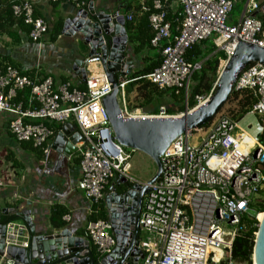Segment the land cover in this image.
<instances>
[{"label": "built area", "instance_id": "2783aa9c", "mask_svg": "<svg viewBox=\"0 0 264 264\" xmlns=\"http://www.w3.org/2000/svg\"><path fill=\"white\" fill-rule=\"evenodd\" d=\"M69 1L84 8L85 3L80 0ZM235 6L233 0H154V13L149 19L155 32L151 45L159 49L161 64L144 78L161 90H169L168 99L172 92L179 94L181 90H185L188 99L192 76L202 66L187 60L186 55L194 46L212 40L227 59L233 56L238 39L264 49V26L256 17L262 11L258 0H248L241 18L232 23ZM169 10L176 15L175 28L167 22ZM12 11L15 18H22L31 27L27 36L31 41L40 42L48 34L47 22L34 16L35 7L30 0H16ZM125 19L133 21L134 16L130 14ZM101 62V55L94 56L87 59L86 66ZM33 69L41 70L39 66ZM134 81L122 76L117 80L124 119L173 116L164 105L156 113L131 109L125 89ZM245 90H251L257 98L243 118H258V138L240 126L241 119L219 114L208 127L177 138L165 151L161 181L151 186L142 206L141 264H236L232 261V248L242 231L241 219L252 215L253 202L264 199V144L260 140L264 134V66L253 64L241 73L234 92ZM112 92L113 85L104 71L90 74L85 88L80 89L71 81L58 84L48 75L37 78L9 64L0 66V117L18 143L32 144L43 153V163H49L52 142L62 131L56 133L49 126L78 127L82 137L76 146L81 170L78 187L93 207L104 202L106 189L116 175L133 180L128 174L132 154L113 140L110 116L103 105ZM197 99L201 105L208 98ZM64 220L69 222L71 216L66 215ZM7 230L11 237L7 245L30 247L29 242L19 241L22 233L29 232L25 224L10 222ZM87 236L101 258L116 248L109 220L90 222ZM0 264L8 262L0 257ZM126 264H133V259Z\"/></svg>", "mask_w": 264, "mask_h": 264}, {"label": "water", "instance_id": "95a60500", "mask_svg": "<svg viewBox=\"0 0 264 264\" xmlns=\"http://www.w3.org/2000/svg\"><path fill=\"white\" fill-rule=\"evenodd\" d=\"M118 13L97 12L94 4L90 3L87 9L78 10L74 17L65 21L62 35H79L82 43L89 47L87 57L76 59L72 66V71L84 84L91 74L86 66L87 59L102 56L99 66L113 85L112 94L103 102L110 116L113 140L125 149L148 155L156 165V173L144 183L118 175L117 185L120 190L111 188L110 193L106 195L105 204L111 232L117 240L113 253L106 258L94 257L90 241L76 236L68 228L53 230L48 235L35 236L31 212L22 211L17 217L28 225L33 235L29 248L7 245V239L11 237L7 234V224L0 221V257L5 258L8 264H126L130 258L134 264H140L144 257L139 249L142 206L151 186L161 181V158L165 151L177 138L202 129L214 121L246 68L253 64L264 66V49L241 43L238 39L240 43L233 56L225 61L213 93L204 106L198 105L189 110L186 102L185 111L171 118L124 119L118 103L117 80L119 76L130 77L133 74L135 61L127 54L129 36L125 16H117ZM77 129L76 125L67 124L53 142V152L61 155L66 161L77 153L78 141H82L79 131L67 139ZM252 260L254 264H264V218L259 223Z\"/></svg>", "mask_w": 264, "mask_h": 264}, {"label": "crops", "instance_id": "0c3cea01", "mask_svg": "<svg viewBox=\"0 0 264 264\" xmlns=\"http://www.w3.org/2000/svg\"><path fill=\"white\" fill-rule=\"evenodd\" d=\"M30 1L34 3V16L47 22L49 26L48 34L42 41L35 43L27 38L25 33L17 31V26L9 28L5 32L1 30V66L6 64L15 65L14 67L27 73L29 72L32 77L37 75V78H41L48 75L53 77L58 84L71 81L75 87L85 88V84L72 71V66L76 59L87 57L89 47L82 43L79 35L68 37L61 33L58 38H54L56 26L60 22L65 24L67 19L74 17L76 12L82 8L69 0H62L60 3H51L48 0ZM151 1L154 0H91L89 2L94 4V9L97 12L106 11L109 14L119 12V15H124L125 17L132 14L135 19L134 23L138 26L141 22V17L147 12L144 9H148ZM247 1L238 0V5L243 6V12ZM258 2L263 11L264 0H258ZM5 7L6 5L1 3V15ZM134 32L137 33V30H134ZM18 41L20 43H17ZM128 48V53H134L135 47L133 45L129 43ZM157 52L158 50L153 47L146 48L142 52L145 53L142 57H148L150 53ZM36 66L40 67L41 70L39 72L37 71L38 69H33ZM89 71L91 75H99L103 72L102 67L99 65H91ZM254 128L257 131L258 121H256ZM244 129L248 132L246 128ZM77 131L79 129L76 132H72L67 139L69 140ZM80 142L78 141V143ZM76 154L73 155L71 160L66 161L61 155L52 152L49 163L45 164L43 163L45 160L44 155L39 158L36 152L23 149V145L18 143L8 131L3 117H0L1 222L2 216H17L22 211H30L31 219L34 223V235H48L57 229L51 225V211L55 205H63L69 211L67 215L71 216V220L67 222L65 228L70 229L76 236L90 241L87 236V226L90 223L88 217L92 214L93 205L78 187L81 170L80 163L76 162ZM132 168L131 164L130 171ZM117 182L118 176L116 175L108 185L105 196L110 193L111 188L120 190ZM103 204L108 215L105 200ZM16 223L25 224L28 227L21 218ZM20 236V242L31 243L33 235L30 229L29 232H24ZM141 263L142 260L140 261Z\"/></svg>", "mask_w": 264, "mask_h": 264}, {"label": "trees", "instance_id": "16d2710c", "mask_svg": "<svg viewBox=\"0 0 264 264\" xmlns=\"http://www.w3.org/2000/svg\"><path fill=\"white\" fill-rule=\"evenodd\" d=\"M62 1V0H61ZM84 2V8H88L89 1L91 0H80ZM163 2L165 0H162ZM236 3L235 8L238 7V0H233ZM244 1V0H240ZM1 3L5 4L6 7L4 11H2V15L0 14V31H7L9 28H13L17 26V31H21L25 33L26 36L29 35L31 31V27L26 25L24 20L15 18L12 7L16 3V0H0V8ZM146 14L141 17V22L138 26L135 25L133 21L126 22V30L129 36V43L133 45L134 54L142 57L145 53H142L144 49L151 48V41L155 36V32L151 28L150 25V16L154 13L153 9V1L149 3L148 11ZM256 17L262 21L264 26V12L259 11L256 13ZM176 15L173 11H168L167 22H169L173 28L176 27L175 23ZM63 22H60L55 28L54 38H58L61 35L63 29ZM137 30V33L134 32ZM18 35V33H17ZM17 43H20L18 41ZM154 48V47H153ZM157 53H150L148 57H142L141 61L142 66L136 72L129 77L130 80H135L130 86L136 91L137 98L140 100L136 107H131V109H150L147 113H156L158 112V108L156 107L159 102L163 98H168L169 90H161L156 85H153L149 82L145 76L149 75L153 71H155L161 64V55L158 48ZM187 60L191 63H200L201 69L196 71L192 76V87L189 91V100L186 99L185 90H181L179 94L171 93V99L174 101L172 108H168V113L170 115H176L178 113H183L185 111L184 101L188 103L189 109H194L197 107L199 97H208L212 90L214 89V84L216 83L219 77V68L220 64L227 60V57L224 52L218 51L215 47L212 40L204 41L196 46H194L187 53ZM144 64V65H143ZM2 63H0V66ZM15 66V65H14ZM221 73V72H220ZM81 89H84L82 87ZM191 92V94H190ZM235 97H239L240 94H243L244 97L240 104V112L238 113L237 119H242L250 109L257 103V98L251 90H245L241 93H236L233 91ZM179 104V110H174L175 105ZM234 116V115H233ZM211 123L207 124L205 127H208ZM52 129L58 133L62 130L61 126H52ZM261 142L264 144V134L260 137ZM23 145L24 150H29L32 152H36L37 156L40 158L43 157V153L40 150H37L33 147L32 144L29 143H21ZM77 163H80V158L76 159ZM94 212L88 217L90 222L98 221V220H109L106 210L104 208V204L101 203L99 206L93 207ZM252 215H245L241 219L240 226L242 231L239 236L235 239L233 248H232V261L239 264H252V256L253 249L255 246L256 234L259 230V222L256 219L257 214L264 212V199L256 200L252 204L251 208ZM69 214L68 209L63 205H55L51 211L50 222L54 228L62 229L67 226V222L64 220V217ZM19 218L16 215H7L2 216V222L4 224H8L10 222H16ZM91 252L97 259L99 258V254L97 252V248L90 240Z\"/></svg>", "mask_w": 264, "mask_h": 264}, {"label": "rangeland", "instance_id": "374dc122", "mask_svg": "<svg viewBox=\"0 0 264 264\" xmlns=\"http://www.w3.org/2000/svg\"><path fill=\"white\" fill-rule=\"evenodd\" d=\"M242 13H243V6L238 5V7L235 8L233 11V14H232L233 22L232 23H235L236 21H238V19L242 15ZM127 54L134 59V61H135L134 72H136L142 66V63H143L141 61L142 57L137 56L134 53H127ZM224 64H225V62H224ZM224 64L223 63L220 64L219 74H220ZM215 84H214V86H215ZM190 94H191V92H190ZM125 95H126L127 100L131 102L132 107H136L138 105V103L140 102V100L137 98L136 91L130 85H128L126 87ZM208 97H206V98L204 97V98L207 99ZM243 97H244L243 94H240L239 97H235L234 94H232L230 96V98L227 100L226 104L224 105V107L222 108V110L220 111L219 114H230V115H234V116L238 117V113L241 111L239 102L242 101ZM188 100H189V98H188ZM173 104H174V101L172 99L163 98L156 107L164 105L168 108H172ZM184 104H185V108H186V101H184ZM188 109H189V107H188ZM174 110H176V111L179 110V104L175 105ZM189 110H192V109H189ZM143 111L147 113L150 111V109H145ZM180 114H182V113H178L174 116H178ZM216 118H217V116H216ZM256 121H258V118L256 116L248 115V116H246L240 120V126L243 129L246 128L250 135L255 136V138H258L259 135H258V133H256L255 128H254ZM251 125L253 127H250ZM191 143L193 144L194 140H192ZM125 150L133 155L132 159L130 160L133 168L130 171L129 176L138 182L144 183V182L149 181L156 173V165L153 162V160L148 155H146L140 151H133L131 149H125ZM261 196H263V195L261 194ZM236 264H239V263H236ZM252 264H254L253 261H252Z\"/></svg>", "mask_w": 264, "mask_h": 264}, {"label": "bare ground", "instance_id": "6f19581e", "mask_svg": "<svg viewBox=\"0 0 264 264\" xmlns=\"http://www.w3.org/2000/svg\"><path fill=\"white\" fill-rule=\"evenodd\" d=\"M224 65H225V64H224ZM206 101H207V100H206ZM206 101H203V102L201 103V107L205 105ZM263 218H264V214L261 213V214L258 216V221H259V223H261V222L263 221Z\"/></svg>", "mask_w": 264, "mask_h": 264}]
</instances>
